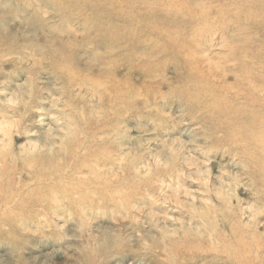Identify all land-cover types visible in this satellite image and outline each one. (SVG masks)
<instances>
[{"label":"rangeland","instance_id":"374dc122","mask_svg":"<svg viewBox=\"0 0 264 264\" xmlns=\"http://www.w3.org/2000/svg\"><path fill=\"white\" fill-rule=\"evenodd\" d=\"M97 33L53 0H0V149L12 159L27 148L81 163L74 183H67L66 202L0 204V264H145L151 241L167 243L196 230L210 208H232L264 234V207L254 202L260 190L250 167L225 129L180 95L184 67L163 65L170 53L149 36L125 48ZM261 38L253 21L231 22L201 32L191 52L239 97L241 60L233 44ZM63 50L78 72L71 80L59 67ZM126 52L133 55L128 65L114 60ZM160 63L156 72L143 73V64ZM257 64L264 67V59ZM105 72L128 76L132 88L122 107L111 101ZM258 91L264 95V88ZM75 127L87 145L99 146L97 153L66 155ZM18 170V180L29 177ZM100 179L106 185L95 188ZM111 243L123 245L127 259L120 261Z\"/></svg>","mask_w":264,"mask_h":264},{"label":"bare ground","instance_id":"6f19581e","mask_svg":"<svg viewBox=\"0 0 264 264\" xmlns=\"http://www.w3.org/2000/svg\"><path fill=\"white\" fill-rule=\"evenodd\" d=\"M53 1L60 4L64 12L83 19L98 32L99 38L110 44L129 48L144 35L160 43L170 53L163 65L174 63L184 67L180 95L202 109L214 125L223 127L226 139L239 147L260 190L254 202L264 207V95L258 91V88H264V67L257 64L264 59V0ZM144 4L147 7H142ZM250 20L262 38L258 41L244 39L233 44L241 60L235 81L243 89L239 97H234L226 81L222 77L213 80L209 74L212 67H205L191 51L194 38L201 32ZM2 46L5 44L0 38ZM63 51L59 67L71 80L78 72L64 58L66 51ZM249 52L254 57L252 62L243 59ZM115 59L128 65L133 55L120 53ZM161 65L143 64L141 68L143 73L156 72ZM101 74L95 78L97 83H101L98 80H101ZM120 74H103L106 75L107 88L113 92L111 101L118 107L126 104L132 88L126 85V72ZM80 131L75 127L71 138L65 142L67 156L97 153L99 146L87 145ZM30 151L26 148L12 159L9 152L0 149V204L5 208L13 205L37 208L52 205L55 200L66 202L67 183L69 180L74 183V173L81 163L69 164ZM20 168L28 171L27 179H17ZM103 182L101 179L96 181L95 188ZM222 203L225 204L224 199ZM200 220L196 230L185 229L178 236H171L167 243L164 240L151 241L147 253L150 257L145 258V264H260L264 234L256 224L243 221L229 207L222 213L210 208L201 214ZM111 248L114 255L121 256L120 261L127 259L123 245L113 243Z\"/></svg>","mask_w":264,"mask_h":264}]
</instances>
